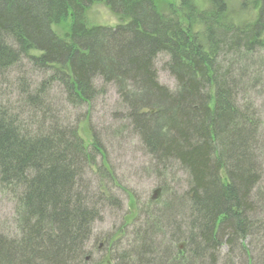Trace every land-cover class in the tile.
I'll return each mask as SVG.
<instances>
[{
	"label": "trees",
	"instance_id": "trees-1",
	"mask_svg": "<svg viewBox=\"0 0 264 264\" xmlns=\"http://www.w3.org/2000/svg\"><path fill=\"white\" fill-rule=\"evenodd\" d=\"M248 1L257 18L238 27L223 21L221 0H213L214 11L180 0L204 26L206 39L198 44L179 21L159 13L153 0H0L1 79L7 81L8 71L24 59L51 68L52 82L59 80L75 107L105 91V85L97 88L99 81L121 87L118 94L146 154L162 163L156 172L160 216L182 202L189 211L183 223L174 224L173 217L165 223L172 244L163 252L151 253L152 245L143 241L151 227L138 232L142 243L131 255H117L108 242L93 261L87 247L99 213L84 205L78 191L90 162L78 129L34 133L0 107V191L16 197L19 221L17 237L0 234V264H162L157 251L164 264H232L234 258L264 264V204L255 191L263 176L255 164L261 125L251 104H241L240 82L228 62L264 49V0ZM96 2L123 22L115 28L87 24L86 12ZM67 22L69 32L59 37L52 27ZM160 56L168 57L164 68L175 79V91L159 82ZM126 84L143 97H133ZM25 85L18 80L20 95L38 108L41 90L36 94ZM148 119L159 120L158 134ZM169 161L188 177L180 196L169 195Z\"/></svg>",
	"mask_w": 264,
	"mask_h": 264
},
{
	"label": "rangeland",
	"instance_id": "rangeland-1",
	"mask_svg": "<svg viewBox=\"0 0 264 264\" xmlns=\"http://www.w3.org/2000/svg\"><path fill=\"white\" fill-rule=\"evenodd\" d=\"M153 1L159 13L167 19L179 21L181 26L195 37L198 44L205 42L204 26L195 18L189 17L191 15L181 7L180 0ZM191 2L200 11L215 10L213 0H191ZM221 2L225 6L222 19L228 24L244 27L257 18L255 6L248 0H221ZM86 21L90 26L115 28L123 22V19L112 12L104 2H96L87 10ZM69 26L70 22H67L52 29L59 37H65L69 32ZM235 59L237 56L232 60L228 59V62L230 61V65L233 66V76L235 75L240 82L238 85L240 102L244 106L251 104L261 125L257 134L260 143L257 140L259 149L255 153V164L261 169L263 176L255 191L257 201L263 205L264 49H259L244 58L241 57L238 62L232 63ZM167 60V56H160L156 62L159 82L175 91L177 89L175 79L164 68ZM222 65L224 68L227 67L226 64ZM53 78L51 68L48 71L42 70L35 67L31 61L24 59L19 66L8 71L5 77L7 81L0 77V107L11 120L16 121L17 124L21 121L28 131L34 133H50L54 128L68 132L78 129L79 138L90 155L88 159L90 162L87 165L84 164L83 176L78 181V191L85 201L84 205L99 213L93 227L92 239L87 247V255L91 256L93 261L100 260L101 250L108 242L113 244L112 249H118L117 255H123L125 252L132 253V250L141 242L142 237H138V232L146 233L151 227L154 228L147 234L148 240L143 241L152 245V252L150 249L149 253H153L154 250L163 252L165 247L172 244L165 223L169 224L172 217L176 221H173L174 224L183 223V218L189 214L188 206L182 202L179 207L175 205L168 212L169 216L166 214L160 216L158 212L160 206L155 204V201L160 196L162 186L156 172L161 170L162 163L146 154L144 144L129 121V113L118 94V89L122 88H117L113 84L107 86L99 81L96 83L97 88L101 89L105 85V91L97 92L95 100L91 103L77 104L75 107L68 104V95L64 88L59 85V80L52 82ZM18 80H24L26 90L29 86L31 90H35L36 94L41 90L38 108L25 102L18 90ZM126 89L136 99L143 97V92L136 91L129 84H126ZM148 121L151 129L158 134L159 120L148 119ZM96 148L99 151L96 152ZM167 167L168 171L164 177L165 181L171 185L169 195L176 193L180 196L187 187V174L175 161H169ZM18 193H20L19 189ZM16 206L14 195H7L0 191V234H4L5 237L14 238L19 235ZM23 216H26V213H23ZM261 219H264V214ZM224 253H226L225 248L222 255ZM13 255L19 257L18 249ZM156 255H161V262L164 264L162 254L157 251ZM257 256L260 259L261 255L257 254ZM147 258L150 259L148 256ZM239 261L234 258L232 264H240Z\"/></svg>",
	"mask_w": 264,
	"mask_h": 264
}]
</instances>
